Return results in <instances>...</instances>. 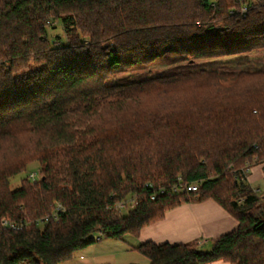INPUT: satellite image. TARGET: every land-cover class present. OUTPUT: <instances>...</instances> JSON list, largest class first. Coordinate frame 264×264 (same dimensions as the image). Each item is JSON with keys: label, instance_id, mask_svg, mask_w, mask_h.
Instances as JSON below:
<instances>
[{"label": "trees", "instance_id": "trees-1", "mask_svg": "<svg viewBox=\"0 0 264 264\" xmlns=\"http://www.w3.org/2000/svg\"><path fill=\"white\" fill-rule=\"evenodd\" d=\"M55 23L64 35L50 38ZM259 51L264 0H0V264H64L204 201L237 221L209 251L132 249L148 264H264V200L246 173L264 164V71L230 84L204 69L112 82L170 55L196 63ZM180 177L199 190L173 192ZM121 202L136 205L123 214ZM4 219L28 225L14 231Z\"/></svg>", "mask_w": 264, "mask_h": 264}, {"label": "rangeland", "instance_id": "rangeland-1", "mask_svg": "<svg viewBox=\"0 0 264 264\" xmlns=\"http://www.w3.org/2000/svg\"><path fill=\"white\" fill-rule=\"evenodd\" d=\"M53 27L54 29L50 33V38H52L53 34L57 36L64 35L61 24L55 23ZM63 40H65L64 37ZM201 69L216 71L221 75H224V82L230 84L232 81L231 78H233L232 75H235L242 70L264 71V51L255 52L244 57L225 58L214 61L207 60L196 63H184L177 60L175 55H170L167 56V58L160 59V61L149 67H135L129 71H117L112 82L120 83L140 81L170 72ZM254 163L255 162H251L247 167L250 171L247 180L248 183L252 185V188H254L255 191H258L259 197L264 200V164L256 165ZM40 169L41 166L39 164L32 163L28 168L27 174H29V177L31 174H35L36 179H39ZM254 169L255 172H259V178L256 183H254V180L252 179ZM25 176V174H21L13 177L10 181L11 189L15 190L18 188L21 184V179ZM127 205L128 207L125 210L120 211V213L127 214L129 212L131 206L130 204ZM127 241L129 244L111 239L99 240L95 245L89 246L88 248L77 252L73 259L64 264H148L149 262L144 256L131 250L129 247L132 243L135 244L136 239L129 237ZM202 250L209 251L210 249L207 248Z\"/></svg>", "mask_w": 264, "mask_h": 264}, {"label": "crops", "instance_id": "crops-1", "mask_svg": "<svg viewBox=\"0 0 264 264\" xmlns=\"http://www.w3.org/2000/svg\"><path fill=\"white\" fill-rule=\"evenodd\" d=\"M255 169L254 183L259 178ZM236 227L237 221L214 201L186 203L168 211L162 221L143 229L135 244L129 247L133 250L132 246L151 241L156 244L195 243L201 249H211L216 238ZM209 264L229 263L216 261Z\"/></svg>", "mask_w": 264, "mask_h": 264}, {"label": "built area", "instance_id": "built-area-1", "mask_svg": "<svg viewBox=\"0 0 264 264\" xmlns=\"http://www.w3.org/2000/svg\"><path fill=\"white\" fill-rule=\"evenodd\" d=\"M245 11V9H243ZM250 171L249 169L247 168L246 169V173L248 174ZM35 174H31L30 175V178H32L33 180L36 179V176ZM199 190V184L198 183H186L184 181H182L181 177L179 178V183L177 185H175L173 187V192H188V193H195ZM162 191H164V189H162ZM130 204L131 208L134 207L136 205V202H131V203H128ZM128 207L127 203L126 202H121L119 203L117 206H116V209L120 212L122 210H125L126 208ZM53 218L54 220H58V214H53ZM47 220V219H46ZM2 225L5 227V228H9L11 230H21L23 229L25 226H27L28 224L27 223H24V222H20V223H15V222H11V221H8L6 219H4L2 221Z\"/></svg>", "mask_w": 264, "mask_h": 264}]
</instances>
